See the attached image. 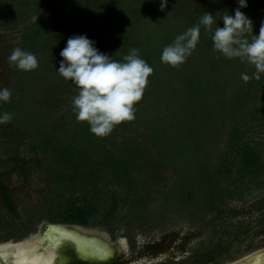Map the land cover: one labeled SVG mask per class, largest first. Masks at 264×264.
<instances>
[{
  "label": "trees",
  "instance_id": "trees-1",
  "mask_svg": "<svg viewBox=\"0 0 264 264\" xmlns=\"http://www.w3.org/2000/svg\"><path fill=\"white\" fill-rule=\"evenodd\" d=\"M159 3L0 0V21L14 22L11 29L21 27V48L38 59V67L31 71L13 68L14 91L8 102L0 103V113H11L30 146L41 152V175L47 186L39 206L41 219L102 225L113 233L117 223L131 226L136 218L146 220L155 204L144 183L149 160L139 156L135 138L129 139L131 150L119 146L124 143L121 132L133 127L146 130L158 161L174 173L175 181L161 200L164 217L170 210L211 211L225 201L241 199L244 183L264 175L263 143L252 137L259 129L264 132V74L244 82L241 73L251 75L254 66L214 51L211 34L203 29L184 63L172 66L161 61L164 47L198 23L205 11L213 12L222 26L223 10L235 7L225 0H168L161 10ZM243 11L258 33L264 10ZM83 33L116 60L138 49L154 69L135 105V119L123 121L107 136L95 135L86 121H78L72 101L61 114L51 116L34 97L38 89L60 78L59 52L67 38ZM224 131L226 143L218 148V135ZM0 192L15 212L1 182ZM216 253L217 248L210 249L189 264L215 262Z\"/></svg>",
  "mask_w": 264,
  "mask_h": 264
},
{
  "label": "rangeland",
  "instance_id": "rangeland-1",
  "mask_svg": "<svg viewBox=\"0 0 264 264\" xmlns=\"http://www.w3.org/2000/svg\"><path fill=\"white\" fill-rule=\"evenodd\" d=\"M225 3H230L233 8L237 6L236 0H225ZM248 3L243 10L257 13L264 10V0H248ZM6 22L4 25V21H0V87H8L13 92L15 64L9 62L8 56L14 48H21L22 29H11L14 22ZM77 93V86L60 76L38 89L34 97L36 103L53 116L61 114ZM21 129L13 118L0 124V181L10 191L16 206V211L12 212L0 195V244L35 240L42 235L46 224L51 223L40 218L39 206L47 190L41 175L44 160L41 152L30 146L29 137ZM252 137L262 141L264 154V132L259 129ZM130 138H135L139 156L149 160L144 183L155 204L148 210L146 220L136 218L131 226L117 223L114 233L102 225L74 224L76 228L100 235L111 243L119 242L124 252L121 259L125 258L126 264H156L159 259L169 264H189L190 260L213 248H217L215 262L237 264L248 259L253 261L257 254L264 252V175L256 182L244 183L241 199L225 201L211 211L182 213L170 210L164 217L160 212L166 207L161 205V200L175 181L174 173L164 169L158 161L145 129L133 127L122 131L119 139L124 143L119 146L131 150ZM226 139L225 131L218 135V148L225 145ZM160 239H165L166 248L153 251L151 244ZM87 245L92 251H102L96 242ZM72 255L69 246L58 247L55 264H69ZM61 257L66 258L62 263Z\"/></svg>",
  "mask_w": 264,
  "mask_h": 264
},
{
  "label": "clouds",
  "instance_id": "clouds-1",
  "mask_svg": "<svg viewBox=\"0 0 264 264\" xmlns=\"http://www.w3.org/2000/svg\"><path fill=\"white\" fill-rule=\"evenodd\" d=\"M236 4L231 11L223 10L219 18L222 26L213 12L205 11L198 23L164 47L161 61L172 66L184 63L196 49L203 29L204 33L211 34L214 51L227 59L239 58L254 66L251 75L241 73L244 82L253 78L259 80L264 74V21L257 33L253 19L243 11L249 6L248 0H236ZM167 5L168 0H160L161 10ZM59 56L62 57L58 61L59 74L78 88V93L72 97L76 119L86 121L92 133L107 136L123 121L135 119V105L141 100L148 77L154 71L138 49L132 48L123 60H116L113 54L102 51L95 39L83 33L70 35ZM8 60L23 71L38 67L36 55L20 47L12 50ZM11 96L10 88L0 87V103L8 102ZM12 118L11 113H0V124Z\"/></svg>",
  "mask_w": 264,
  "mask_h": 264
},
{
  "label": "water",
  "instance_id": "water-1",
  "mask_svg": "<svg viewBox=\"0 0 264 264\" xmlns=\"http://www.w3.org/2000/svg\"><path fill=\"white\" fill-rule=\"evenodd\" d=\"M76 225L74 224H62V223H47L44 229V232L42 233V237L43 236H48V232L49 231H53L55 232V235H61L63 236V238L61 240H58L59 238H56L58 246L57 248H55V253L56 255L58 254V247L60 246H64L65 244H68L69 240H73L75 241L78 245L84 247L87 245V243L89 244L90 242H96L99 244V246H101V248H107L108 250H112L111 255L115 254V250L112 246V244L110 243V241H108L106 238L97 235V234H90L93 235L92 237H88L85 236L83 234H81L80 230L78 228L75 227ZM74 229H76L74 231ZM89 234V233H87ZM57 237V236H56ZM26 242L22 241V242H7V243H2L0 244V264H15L13 262L14 260V253L17 250V246L21 245L22 243ZM51 242L48 239V242L45 244H42L40 246V251H47L48 250V246H50ZM4 250L6 252H10L11 254L8 256V253L5 256H3L2 252H4ZM78 254L80 255L81 258L84 259H93V260H97V261H105L107 259L110 258V256H108L107 258H105L104 256H102L103 254L101 252L98 251H91L89 249H84V252H81L79 250V248L77 249ZM259 256H261L262 258H264V252L257 254ZM96 258H99L96 259ZM256 258H258L256 256ZM60 262L62 263L63 261H65V257H61L60 258ZM253 263L252 260L248 259V260H244L241 262H238L237 264H250Z\"/></svg>",
  "mask_w": 264,
  "mask_h": 264
},
{
  "label": "bare ground",
  "instance_id": "bare-ground-1",
  "mask_svg": "<svg viewBox=\"0 0 264 264\" xmlns=\"http://www.w3.org/2000/svg\"><path fill=\"white\" fill-rule=\"evenodd\" d=\"M76 229H74L75 231ZM77 231V230H76ZM81 234L92 237L93 235L80 232ZM48 236H40L36 238L35 240H26V242L22 243L21 245L17 246V250L14 253V260L13 262L15 264H54L56 260V253H55V248H57L58 243L56 238H59L58 240H61L63 238L62 234L61 235H55V232L49 231ZM57 236V237H56ZM48 239L50 240L51 244L48 246L47 251H40V246L42 244H45L48 242ZM79 250L81 252H84V249H89L88 245L82 247L78 245ZM112 250H108L107 248H102L101 253L103 254L105 258L110 256ZM100 252V251H98ZM8 253V256L11 254L10 252H2L3 256H5ZM258 258L253 260V263L250 264H264V258H262L259 255H256ZM7 257V255H6Z\"/></svg>",
  "mask_w": 264,
  "mask_h": 264
},
{
  "label": "flooded vegetation",
  "instance_id": "flooded-vegetation-1",
  "mask_svg": "<svg viewBox=\"0 0 264 264\" xmlns=\"http://www.w3.org/2000/svg\"><path fill=\"white\" fill-rule=\"evenodd\" d=\"M2 184H4V183H2ZM4 186L8 190L6 185H4ZM0 195H1V192H0ZM1 197H2V195H1ZM22 241H25V240H20V241H15V242H22ZM4 243H7V242H4ZM111 244H112V246H113V248L115 250V254L111 255L110 258L105 260V261H97V260H93V259L81 258L80 255L77 252V249H78L79 246L73 240H69L68 244H65L64 246H69V248L71 249V253L73 254L69 264H126V262H128V261L125 258L123 260L121 259L122 256L124 257V252L121 251L122 250V246L119 244V242H117V243H113L112 242ZM131 247H132V249L134 247L132 242H131ZM151 247H152L153 251L160 250V249H162V250L165 249L166 248L165 239H160L158 242L152 243ZM96 259L99 260V258H96ZM155 263L156 264H169V262L165 263L162 259H159L158 262L156 260Z\"/></svg>",
  "mask_w": 264,
  "mask_h": 264
}]
</instances>
